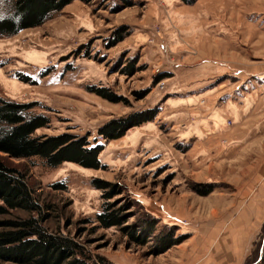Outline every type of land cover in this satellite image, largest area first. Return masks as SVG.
Returning a JSON list of instances; mask_svg holds the SVG:
<instances>
[{
    "label": "rangeland",
    "instance_id": "obj_1",
    "mask_svg": "<svg viewBox=\"0 0 264 264\" xmlns=\"http://www.w3.org/2000/svg\"><path fill=\"white\" fill-rule=\"evenodd\" d=\"M127 1L72 0L0 34V96L49 118L36 134L101 144V167L0 155L48 207L47 225L107 264H252L264 252V0ZM10 7L0 0V20ZM149 109L117 139L98 133ZM106 204L122 225L95 221ZM14 214L25 216L3 217ZM148 216L154 233L137 244L126 226L141 232ZM170 225L182 242L158 252L152 236Z\"/></svg>",
    "mask_w": 264,
    "mask_h": 264
},
{
    "label": "trees",
    "instance_id": "obj_2",
    "mask_svg": "<svg viewBox=\"0 0 264 264\" xmlns=\"http://www.w3.org/2000/svg\"><path fill=\"white\" fill-rule=\"evenodd\" d=\"M122 1L125 6L129 5L127 0ZM70 2L72 0H11L9 13L0 20V34L13 35L22 29L39 26ZM122 39V36L115 35V42L110 45ZM129 62L130 69H133L135 61L130 59ZM88 89L111 101L118 100L107 88L90 86ZM32 107V103L0 96V153L14 159L36 157L50 167L64 161L86 168L101 167L99 153L103 146H91L87 136L67 132L36 134V130L47 126L50 120L42 113L32 112ZM156 113L157 109H149L108 120L99 127L98 133L107 140L117 139L124 135L127 128L152 120ZM4 156L0 155V264H107L103 257L93 256L85 244L74 236L47 225L50 217L48 207L21 170L11 166ZM94 184L102 186L104 182L96 180ZM108 205L95 221L105 228L122 225L123 218L107 208ZM13 211H22L25 216L14 214L3 217ZM149 218L139 226L141 232L126 226V234L133 242L145 244L154 233L156 221L153 217ZM162 231L152 236L157 243L156 251L163 252L182 242L180 236H175L172 225ZM255 263L264 264V252L252 264Z\"/></svg>",
    "mask_w": 264,
    "mask_h": 264
},
{
    "label": "crops",
    "instance_id": "obj_3",
    "mask_svg": "<svg viewBox=\"0 0 264 264\" xmlns=\"http://www.w3.org/2000/svg\"><path fill=\"white\" fill-rule=\"evenodd\" d=\"M214 115H215V116L217 115L218 118L214 116V118L217 119V121H222V120H223V119L220 118V115L218 114L217 111L214 113ZM219 119H220V120H219ZM147 123H148V122H147ZM192 129L194 130V127L191 128V129L189 128L187 131L190 130L189 132H192V131H193Z\"/></svg>",
    "mask_w": 264,
    "mask_h": 264
},
{
    "label": "bare ground",
    "instance_id": "obj_4",
    "mask_svg": "<svg viewBox=\"0 0 264 264\" xmlns=\"http://www.w3.org/2000/svg\"><path fill=\"white\" fill-rule=\"evenodd\" d=\"M215 116V115H214ZM215 117H217V115L215 116ZM218 118V117H217ZM215 120H217V119H215ZM220 120V119H219Z\"/></svg>",
    "mask_w": 264,
    "mask_h": 264
}]
</instances>
